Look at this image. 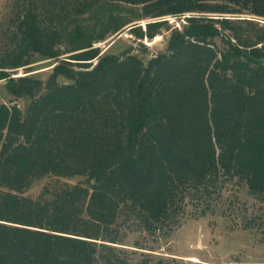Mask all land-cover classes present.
<instances>
[{
  "label": "trees",
  "instance_id": "trees-1",
  "mask_svg": "<svg viewBox=\"0 0 264 264\" xmlns=\"http://www.w3.org/2000/svg\"><path fill=\"white\" fill-rule=\"evenodd\" d=\"M105 1L187 24L147 64L89 44L43 82L6 72L63 55L65 30L26 11L0 57V81L31 101L25 114L0 103V264H131L128 233L170 236L221 183L264 203V0ZM46 175L87 185L33 209L20 194Z\"/></svg>",
  "mask_w": 264,
  "mask_h": 264
},
{
  "label": "rangeland",
  "instance_id": "rangeland-1",
  "mask_svg": "<svg viewBox=\"0 0 264 264\" xmlns=\"http://www.w3.org/2000/svg\"><path fill=\"white\" fill-rule=\"evenodd\" d=\"M28 10L65 30L66 38L60 47L63 55L45 59L35 54L30 65L6 72L10 78L29 76L43 82L51 77L57 65L74 54L70 52L89 44L103 56H121L132 50L147 64L151 58L166 53L172 32L183 30L187 24V16L143 19L142 7L105 0H0V57L16 45L19 22ZM162 22L166 23L162 25ZM150 25L153 32H159L152 40L145 36ZM144 48L147 54H142ZM10 78L0 81V103L16 105L25 114L31 101L27 97L15 99L9 93ZM59 83L72 81L60 77ZM86 185L85 177L46 175L29 179L20 197L29 207L41 209L76 187ZM211 190L197 200L199 207L187 208L181 227L170 236L155 242L142 232L128 233L124 245H119L128 252L127 260L131 264H264L261 197L237 183H221ZM4 191L1 189L0 193ZM138 240L146 250L134 247Z\"/></svg>",
  "mask_w": 264,
  "mask_h": 264
},
{
  "label": "bare ground",
  "instance_id": "bare-ground-1",
  "mask_svg": "<svg viewBox=\"0 0 264 264\" xmlns=\"http://www.w3.org/2000/svg\"><path fill=\"white\" fill-rule=\"evenodd\" d=\"M159 40H160V38H159ZM149 44H151V43H149ZM192 261H193V262H198V261H197V260H195V259H192Z\"/></svg>",
  "mask_w": 264,
  "mask_h": 264
},
{
  "label": "water",
  "instance_id": "water-1",
  "mask_svg": "<svg viewBox=\"0 0 264 264\" xmlns=\"http://www.w3.org/2000/svg\"><path fill=\"white\" fill-rule=\"evenodd\" d=\"M261 61L264 63V58H263V59H261Z\"/></svg>",
  "mask_w": 264,
  "mask_h": 264
}]
</instances>
